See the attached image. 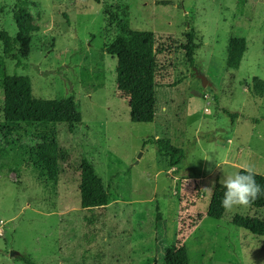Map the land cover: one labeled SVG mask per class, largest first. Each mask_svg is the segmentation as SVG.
<instances>
[{
    "label": "rangeland",
    "instance_id": "rangeland-1",
    "mask_svg": "<svg viewBox=\"0 0 264 264\" xmlns=\"http://www.w3.org/2000/svg\"><path fill=\"white\" fill-rule=\"evenodd\" d=\"M20 9L39 30L19 66L0 42V123L7 73L30 77L35 98L73 95L82 124L73 133L56 126L66 152L56 182L34 167L29 139L0 147V264H25L12 251L36 264H164L176 243L189 264H264V236L232 223L236 214L264 220V209L207 216L225 175L251 166L264 176V94L252 90L255 78L264 81V0H0V31L14 41ZM191 28L200 45L193 66L182 49ZM130 31L155 36L150 124L131 122L129 100L117 89V59L105 52ZM235 38L247 42L238 70L229 67ZM156 138L184 150L179 170L154 144L144 146ZM83 159L108 190L105 207L80 206ZM197 215L204 217L188 232Z\"/></svg>",
    "mask_w": 264,
    "mask_h": 264
},
{
    "label": "trees",
    "instance_id": "trees-1",
    "mask_svg": "<svg viewBox=\"0 0 264 264\" xmlns=\"http://www.w3.org/2000/svg\"><path fill=\"white\" fill-rule=\"evenodd\" d=\"M99 1V0H95ZM18 34L15 41L4 31H0V42L4 53L12 55L21 63L19 56H26L29 50L30 36L39 29L28 9H20L15 15ZM187 43L182 46L188 63L193 66L195 53L200 48L195 43V33L191 28L186 33ZM155 36L150 31H130L127 39L120 40L105 49V52L116 57V83L121 95L129 100L130 120L132 123H153L156 116V78L157 61ZM16 44L19 45L17 53ZM247 50L245 38H235L231 44L229 67L238 70ZM99 85L95 88H102ZM252 90L255 94H264V81L257 78L253 81ZM3 115L4 122L0 123V147L7 149L29 139V154L36 169H40L50 181L56 182L61 174L60 162L66 152L60 147L56 126L67 124L68 131L73 133L74 127L82 124V114L79 112L75 97L69 96L60 100L38 99L33 95L32 80L28 76L18 74L3 75ZM232 119L234 116L229 115ZM154 144L160 159L168 162L171 168L180 169L185 159L182 148L175 146L168 138H157L144 142ZM3 146V147H2ZM244 169L240 170L243 171ZM255 173V172H254ZM255 180L264 186V176L255 173ZM80 206L83 209L105 207L109 203V193L102 179L97 175L94 166L83 159L80 167ZM191 200L199 196L198 187ZM223 195L222 184L215 187L210 199L207 216L221 219L226 211L220 205ZM249 207L264 209V196H258ZM204 216L197 215L191 219V232L202 221ZM233 225L258 236H264V220L236 214L232 218ZM25 264H36L27 255L17 257ZM164 264H189V256L185 246L173 244L165 254Z\"/></svg>",
    "mask_w": 264,
    "mask_h": 264
},
{
    "label": "clouds",
    "instance_id": "clouds-1",
    "mask_svg": "<svg viewBox=\"0 0 264 264\" xmlns=\"http://www.w3.org/2000/svg\"><path fill=\"white\" fill-rule=\"evenodd\" d=\"M219 182L223 187L220 205L225 211L233 212L245 208L258 196H264V186L256 182L251 166L243 171L225 175Z\"/></svg>",
    "mask_w": 264,
    "mask_h": 264
},
{
    "label": "water",
    "instance_id": "water-1",
    "mask_svg": "<svg viewBox=\"0 0 264 264\" xmlns=\"http://www.w3.org/2000/svg\"><path fill=\"white\" fill-rule=\"evenodd\" d=\"M197 77H198V79H200L202 81L203 87H206L207 86V80H206V78L203 75H200V74H197ZM10 256L11 257H16V256H19V253L16 252V251H12L10 253Z\"/></svg>",
    "mask_w": 264,
    "mask_h": 264
},
{
    "label": "crops",
    "instance_id": "crops-1",
    "mask_svg": "<svg viewBox=\"0 0 264 264\" xmlns=\"http://www.w3.org/2000/svg\"><path fill=\"white\" fill-rule=\"evenodd\" d=\"M157 139V138H156Z\"/></svg>",
    "mask_w": 264,
    "mask_h": 264
}]
</instances>
